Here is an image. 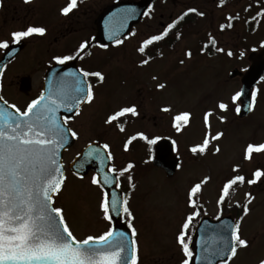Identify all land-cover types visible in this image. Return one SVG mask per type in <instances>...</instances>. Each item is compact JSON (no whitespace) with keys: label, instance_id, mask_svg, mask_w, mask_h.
Segmentation results:
<instances>
[{"label":"rangeland","instance_id":"374dc122","mask_svg":"<svg viewBox=\"0 0 264 264\" xmlns=\"http://www.w3.org/2000/svg\"><path fill=\"white\" fill-rule=\"evenodd\" d=\"M237 1V24L230 32L226 29L222 40L224 47H221L223 35L218 34V27L223 22L228 24L226 21L236 10L237 3L234 7L235 2H226L225 9H222L217 7L221 0H207V15L183 24L178 41L171 48L156 53L155 57H148L149 49L142 54L137 39L141 28L145 31L142 37L147 35V23L158 27L160 21L169 20L168 16L161 18L157 15L145 20L132 41L114 46L107 52V57L104 53L97 57V68L104 66L102 70L111 77L110 83L106 84L110 95L99 98L104 105L97 103L72 123L80 136L65 153L68 172L63 187L54 198V206H60L65 222L77 239L102 235L112 224L103 217L101 189L89 179H80L70 173L69 163L81 147L94 139L111 144L118 168H122L127 160L138 163L143 159L144 147L132 149L131 143L139 131H146L155 139L160 136L173 138L180 167L172 177L162 169H134L137 179H140L139 187L145 188L133 194L137 197L130 206L137 216L135 224L140 235L138 264H177L176 240L183 228V215L189 210L186 202L190 201L191 190L197 184H200L199 191L203 192L209 211L215 214L214 196L224 194L225 185L237 176L244 177L243 182L237 181L228 195H224V211L232 212L230 207L235 203L237 208L247 206L248 213L243 217L240 237L246 233L264 235V221L254 218L259 212L264 214V178L257 187L248 183L253 180L251 172L254 169H264V151L246 158L249 145L264 144V78L255 88L253 111L239 118L237 109H240V101L233 100V97L240 92L241 77L230 75L235 68L245 71L251 64L252 54L242 55L238 46L247 51L264 50V3L263 0ZM257 1L262 5L256 6ZM210 37L220 40V43L213 45ZM220 48L222 51L218 52ZM189 52L190 57L187 55ZM229 52L235 53L234 57ZM145 60L148 61L146 64L143 63ZM9 79L15 80L16 77ZM161 84L163 88L158 87ZM221 103L227 105L226 110L219 108ZM132 104L139 109L137 118L130 114L127 124L110 126L106 123L108 114H115ZM164 108L169 111H163ZM183 113L190 114L187 121L174 119ZM206 113H211L207 125ZM218 133L222 135L212 139ZM206 137L209 144L205 151L193 153L192 148L203 146ZM257 194L260 195L254 200ZM238 212L242 213V207ZM235 262L250 264L252 256L241 250Z\"/></svg>","mask_w":264,"mask_h":264},{"label":"flooded vegetation","instance_id":"af4514ba","mask_svg":"<svg viewBox=\"0 0 264 264\" xmlns=\"http://www.w3.org/2000/svg\"><path fill=\"white\" fill-rule=\"evenodd\" d=\"M140 0H78L77 7L73 9L67 16L62 14V9L67 7L70 0H29V2H25V0H0V42H7L9 47L6 49H0V61L5 58L7 53L14 46H19L20 51L17 53L15 58L11 61L4 64L1 69L2 77L0 81L1 93L5 100L10 104L14 105L16 108L20 109L21 112L27 109V106L33 101L38 99L41 94L44 92L45 88V78L48 77L49 69L57 63V57L64 56H72L74 57L72 60L66 61L63 65L74 66L79 71L88 72V73H96L99 72L103 75L104 79L101 81L96 76H88L85 77V83H80V87L83 89H87V85L92 86L93 99L91 103L85 102L80 109L70 118L66 119V123L69 125L72 131L76 132L75 143L78 141L80 134L78 131L72 127V123L75 120L85 114V111H91L97 103L102 104L99 98H107L110 95L107 93V82L110 81L111 77H107L106 71L102 70L103 67L97 68V57H100L101 53H104L107 57V52L112 51L114 46H117L125 41H132L134 36L139 33L140 26L144 25L145 20H149L159 15L161 18H165L168 16V21L164 22L160 21V26L152 27L151 24H146V36L144 28H141V35L138 36V48L145 47V49H166L168 47H172L177 41L179 36L181 35L185 23L192 21L196 18H201L207 15L208 7L207 0H153L150 4L148 10L145 12L143 19L138 24L134 25L130 30L129 34L118 42H110L103 44L97 39L99 24L98 19L104 13L106 9L117 2H138ZM233 1L234 7L237 5L236 10L232 13L231 16L228 17V24L225 22L220 23V28L218 27V34L223 35L221 37V47H224L222 42L224 35L227 31H232L236 27V22L238 20V1L237 0H221L218 2V8L225 9L226 2ZM257 6V2L255 3ZM189 9H195V12H189ZM173 10V11H171ZM188 13V15L184 16L182 20L179 18L184 15V13ZM147 13V14H146ZM199 13H203V15H199ZM231 18V20H230ZM193 22V21H192ZM170 24H175L171 30H168V26ZM184 24V25H183ZM43 27L46 29V32L43 36L38 34H33L30 37L22 39L20 42H14L12 38V33L16 31L26 30L28 27ZM227 29V31H226ZM168 31V35L164 36L159 41H154L151 45L145 46V41L149 40L153 36H158ZM209 40L215 41V46L220 43V40L210 37ZM239 41V40H238ZM87 43V47L83 50L80 49L81 44ZM162 44L165 45L162 47ZM210 46V42H209ZM221 50L218 52L222 51ZM238 50H241V46L237 47ZM145 54V52H143ZM142 53V54H143ZM233 53L230 56L234 57ZM104 57V58H106ZM61 65V64H60ZM68 70V69H67ZM65 70V71H67ZM60 73V77H81L73 73ZM10 77H16V79H9ZM29 77L30 78V90L29 92H23L20 89L22 79ZM84 77V76H82ZM110 83V82H109ZM65 87H74V84L60 81V93H64ZM78 95H82V93H77ZM68 102L66 99L65 103ZM70 102V101H69ZM106 104V101L104 102ZM104 105V104H102ZM108 105V103L106 104ZM135 107L137 114L134 115L136 118L139 115V109L135 105H130L129 107ZM62 107L63 104H62ZM111 111V110H110ZM131 113H126L124 116L119 117L118 120L110 123V126L113 124L115 126L123 125L128 123V118ZM114 115L108 114L106 118L107 120L110 116ZM132 115V114H131ZM133 116V115H132ZM14 117H11V119ZM9 119L8 116H2L0 121ZM95 120V116L93 117ZM142 119L145 120V115L142 116ZM155 120V118H154ZM142 134V135H141ZM146 131H139V134L135 139L132 140L131 147L141 146L144 147V154L142 161L138 163L136 161L132 162L130 160L126 161V164L122 168H118L116 166L115 160L113 156V151L111 144L106 142L108 145V151L111 153V164L110 170L115 168L119 179V188L124 196V199L128 200V207L131 211L130 206H132L134 199L137 197L133 195L135 192L139 191V189L144 190V187H139L140 179H137V172L134 170L138 168V170H148L159 169L154 165V156H155V136L153 138L149 136ZM146 137V139L144 138ZM154 140L155 143H149V141ZM93 141H98L105 145L104 142L100 141V139H94ZM87 142L85 146L89 143ZM137 144H134L136 143ZM253 146H257L256 143L252 144ZM81 147L75 156L80 153V151L85 147ZM258 154V152H253L251 156ZM131 164L133 167L126 172H123V175H120V172L123 169H126L128 165ZM153 170V171H154ZM260 171L262 173L261 177L257 178L255 173ZM134 172V174H131ZM84 177H95V173L93 171L88 172ZM131 177V180L128 179ZM251 178L255 181L253 184L254 187H257L260 183H262V178H264V169L257 167L251 172ZM99 186V185H98ZM100 187V186H99ZM103 195L105 193L104 190ZM201 191V190H200ZM198 191L194 196H191L190 201L186 202V206L189 209L186 211L185 215H183L182 225L187 221L189 216H193L194 212H198V215H195L193 220L191 221L189 228L187 230V235L185 240L188 244L189 251L191 253V258L185 255L182 246L177 241L178 251L176 250V258L175 263L183 264V262L188 259L189 264H237V262L233 263L236 259L237 254L244 250L247 251L250 256H252V262L250 264H260L262 260H264V235L260 236H251L246 234H242L245 241H247L246 247H238L236 256L232 257L229 261H224L221 255H216L215 253L222 247L226 246L224 242V235L221 233L220 226H208L206 231L202 234H197L198 227L202 220L205 217H212L213 220H219L225 215H231L236 224H239V232L242 227L241 224L243 220L239 221L242 213L238 212L241 207H236L237 204L231 205L230 210L231 213L224 211V202L221 201V193L218 196H214V203L216 206L215 214L208 209V203L204 200L203 192ZM197 194L198 197H197ZM260 194H257L254 200H257V197ZM253 196V195H252ZM135 197V198H134ZM140 199V198H139ZM253 200V198H251ZM143 200V199H142ZM192 200V201H191ZM196 200H199L198 202ZM195 203L196 207L192 206V203ZM257 201H255L256 204ZM142 203V202H141ZM140 203V204H141ZM143 206V205H142ZM136 207V206H135ZM243 209V207H242ZM132 216L129 217L124 213L121 222L125 224L131 223L132 227L136 230V241H139V231L136 228L135 221L137 222V216L135 212L131 211ZM253 213V212H252ZM254 216V215H253ZM254 218L257 221H264V214L259 212ZM235 224V225H236ZM132 231V229H131ZM183 231V228L181 232ZM220 232V233H219ZM181 234V233H180ZM179 234V235H180ZM178 234L176 235V237ZM260 236V237H259ZM139 245V242H138ZM174 253V252H173ZM174 253V255H175ZM240 264V262H238Z\"/></svg>","mask_w":264,"mask_h":264},{"label":"snow or ice","instance_id":"6c2138e0","mask_svg":"<svg viewBox=\"0 0 264 264\" xmlns=\"http://www.w3.org/2000/svg\"><path fill=\"white\" fill-rule=\"evenodd\" d=\"M29 2V0H25ZM78 0H70L67 7L61 11L67 16L73 9L77 7ZM223 2V0H222ZM195 9H189V12H195ZM147 14V13H146ZM188 13H184L179 19L182 20ZM203 15V13H199ZM231 19V18H230ZM175 27L170 24L168 30ZM46 29L43 27L30 26L26 30L16 31L12 33L14 42H20L22 39L38 34L43 36ZM168 35L166 30L158 36H153L145 41V46L151 45L154 41L161 40ZM215 41L213 40V45ZM8 43L0 42V49L8 48ZM87 47V43L81 44L80 49ZM221 49H218L220 51ZM141 53L145 51V47L139 49ZM229 55L232 53L229 52ZM190 57L191 52L187 53ZM72 56L57 57V63L63 64L72 60ZM145 60L143 63H147ZM183 63V61H181ZM72 75V74H69ZM96 76L101 81L104 79L99 72L88 73L83 72L84 77ZM158 87L163 88L161 84ZM77 93L82 95L67 97L65 94L49 91L48 95L41 96L33 100L27 109L23 112L16 108L21 120H4L0 124V264H138V250L135 239L132 240V254L130 257L125 255L127 250V235L124 232H117L113 228H109L99 236H87L85 239H77L70 230L62 209L52 206V194L60 190L64 180L62 167L63 165L57 160V150L63 147L65 139V130L56 122L55 113L60 104H64L66 99L71 100L75 106L84 102L91 103L93 99L92 86L87 85V89L80 87L77 81ZM240 93H237L233 100L238 99ZM55 97V98H54ZM0 99H3L0 97ZM57 100L60 103H57ZM5 103H7L5 101ZM12 107H15L14 105ZM221 110H226L227 105L221 103ZM239 108L237 111L239 112ZM163 111H169L164 108ZM126 113L136 115V108L126 107L110 116L107 123L118 120L119 117ZM77 114H79L77 112ZM211 113L205 114V124L208 123V117ZM3 114L0 113V118ZM189 113H183L176 116V121H187ZM11 121V122H10ZM70 131V130H69ZM123 131V128H121ZM77 133L72 131L71 136L76 137ZM142 135V134H141ZM222 133H218L212 139H218ZM146 139V137H144ZM132 139H135L133 137ZM149 143H155L154 140ZM209 144L206 137L204 145L192 148L193 153L199 150L200 153L205 151ZM104 149L108 148L105 144ZM127 148V145L125 146ZM217 151L219 149L217 148ZM264 151V144L259 146L249 145L246 150V158H250L253 152ZM111 158V153H108ZM99 158V154H97ZM133 165L129 164L123 172L131 169ZM116 172V169H111ZM262 173L257 171L255 176L261 177ZM131 180V177H128ZM237 181L243 182L244 177L237 176L224 187V195H228L229 189ZM255 181L249 180L248 183ZM93 184H100V180L96 177L92 179ZM105 185H111L113 179L108 175L103 177ZM118 186V185H117ZM200 189V184L195 185L190 193V197L194 196ZM224 196L221 197L223 201ZM192 206L196 205L193 202ZM103 217L110 224L113 220V213L119 216L121 213L132 216L128 207V200L119 198L112 193L111 198L107 192L103 195L101 203ZM244 213L247 215L248 208L245 206ZM198 212H194L193 216H189L183 225V231L177 237L178 243L182 246L186 256L191 258L188 244L185 240L187 230L191 221ZM58 218V219H57ZM242 219V218H241ZM128 227L132 229L131 235L136 236V230L131 223ZM239 224H236L231 231V240L234 242L231 247L222 246L215 254L223 255L225 251L230 253L229 259L236 256L238 247H246L247 241L239 235ZM183 264H189L186 259ZM264 264V260L260 262Z\"/></svg>","mask_w":264,"mask_h":264},{"label":"water","instance_id":"95a60500","mask_svg":"<svg viewBox=\"0 0 264 264\" xmlns=\"http://www.w3.org/2000/svg\"><path fill=\"white\" fill-rule=\"evenodd\" d=\"M153 0H141L140 2H124L115 4L111 8L107 9L99 18V32H98V40L103 44L108 42H115L123 37H125L132 26L138 23ZM107 28V29H106ZM255 53L251 55V59ZM9 58V56H8ZM54 68L53 70H55ZM60 70H55L53 73H75L77 74L78 71L74 66H64L60 65ZM242 73L235 69L230 75L231 77H236L241 75ZM264 76V60L256 59L254 63L250 65V67L245 72L244 76L242 77V87L240 91L239 100L241 103V107L239 110V117L244 118L247 116L253 107V91L255 86L259 83V81ZM57 80L61 82L64 81L65 84L71 82L74 84V87H70L73 93L65 94L67 97L71 96H78L77 92L75 91L77 81L83 83L81 80L84 81L83 77H49V85H55ZM29 80H26L23 83L22 89L28 86ZM49 93V92H48ZM48 93L45 95L47 96ZM1 97V96H0ZM55 98V97H54ZM68 100V99H67ZM70 101V102H69ZM83 100L79 103V106H75L71 100L66 102L64 108L62 109L60 106L57 108L55 113V118L57 124H59L65 130V139L63 142V147L58 148L57 150V160L63 165L62 172L65 178V169H64V161H63V154L64 152L72 145L74 141V137L71 136V131L64 122V117H71L79 107L83 104ZM59 104L60 101L57 100ZM0 106L7 107V104L0 99ZM94 153L96 154L95 164L89 165L91 158L90 155ZM97 154H99V158H97ZM110 158L108 157V152L101 146L99 143H92L88 147H86L81 154L71 163L70 169L75 172L76 174L83 175L85 174L90 168H93L97 171V178L100 180L101 185L105 188L106 191L110 193V197L112 193H115L119 198L122 199L121 193L117 188L118 181L115 174L108 171L109 168ZM154 163L157 166L164 168L169 176H173L179 167V159L174 154V144L170 138L162 137L159 139L156 145V157ZM108 175L113 179V183L111 185H105L103 183V177ZM64 182V180H63ZM63 184V183H62ZM62 186V185H61ZM54 193L52 194L53 197ZM122 214V213H121ZM116 216L113 213V221L115 231L117 232H124L127 235V250L125 255L128 257L132 254V235L130 233L129 228H127L123 224H118V220L121 216ZM58 219V218H57ZM224 223L220 226L221 233L224 235V242L226 247H231L233 241L231 240V231L234 228V221L230 217H226L223 219ZM206 223L204 221L203 225ZM220 233V232H219ZM230 253L225 251L222 255V258L225 260L228 259Z\"/></svg>","mask_w":264,"mask_h":264},{"label":"trees","instance_id":"16d2710c","mask_svg":"<svg viewBox=\"0 0 264 264\" xmlns=\"http://www.w3.org/2000/svg\"><path fill=\"white\" fill-rule=\"evenodd\" d=\"M164 46H165V45L162 44V47H164ZM159 50H160V49H155V48H154V50L151 51V53H152V54H153V53H157V52H159Z\"/></svg>","mask_w":264,"mask_h":264}]
</instances>
